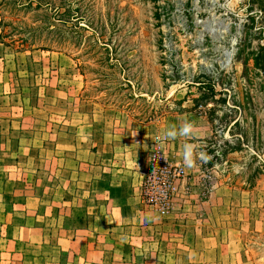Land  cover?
Wrapping results in <instances>:
<instances>
[{
	"label": "rangeland",
	"instance_id": "rangeland-1",
	"mask_svg": "<svg viewBox=\"0 0 264 264\" xmlns=\"http://www.w3.org/2000/svg\"><path fill=\"white\" fill-rule=\"evenodd\" d=\"M26 1L0 5V264L204 262L185 142L245 152L217 211L259 219L230 241L264 264V0Z\"/></svg>",
	"mask_w": 264,
	"mask_h": 264
},
{
	"label": "crops",
	"instance_id": "crops-1",
	"mask_svg": "<svg viewBox=\"0 0 264 264\" xmlns=\"http://www.w3.org/2000/svg\"><path fill=\"white\" fill-rule=\"evenodd\" d=\"M236 122H231L230 126L235 125ZM232 137L238 138L239 135H232ZM179 149L178 147L177 151ZM244 153L241 150L225 151L219 147L212 155L207 156L211 161L210 163L206 162L205 166H203L204 163H200L199 161L197 162V167L194 169H188L183 166L184 176L179 181L181 190L183 187L191 190L190 194L186 196L187 202L194 199V197L196 200L203 185L206 184L204 183V176L206 174L212 180L210 182L212 191L207 202L203 201L195 204L196 201L194 200L191 202L190 207L187 206V216L190 220L186 221V232L190 230V235L193 239L210 242L201 247L198 244L199 241L196 240L192 248V252L195 255L205 258V261L200 264H248L247 260L242 256L244 254L242 249L233 248L236 241L232 243L230 239H237L244 228H246V232L249 230L256 231L259 219L257 217L241 219L232 215L222 216L218 215L217 211V206L226 201L225 197L221 198L219 195L221 193L222 196L223 194L226 195L227 193L224 190L232 189H234L232 192L234 194L237 191L236 184L241 180V178L237 177L238 174L240 175L242 171L248 170V168H244L242 161L246 157H244ZM170 154H175L177 160H182L179 152L171 151ZM200 211L203 219L198 218Z\"/></svg>",
	"mask_w": 264,
	"mask_h": 264
},
{
	"label": "clouds",
	"instance_id": "clouds-1",
	"mask_svg": "<svg viewBox=\"0 0 264 264\" xmlns=\"http://www.w3.org/2000/svg\"><path fill=\"white\" fill-rule=\"evenodd\" d=\"M195 134V123L188 119L180 121L179 125H170L163 130V132L155 137L157 143L161 142V137L164 141L176 140L183 137L186 141L190 140ZM183 165L188 169L197 167V162L206 163L208 160L207 153L197 148V146L190 142H185L181 145L180 152Z\"/></svg>",
	"mask_w": 264,
	"mask_h": 264
},
{
	"label": "trees",
	"instance_id": "trees-1",
	"mask_svg": "<svg viewBox=\"0 0 264 264\" xmlns=\"http://www.w3.org/2000/svg\"><path fill=\"white\" fill-rule=\"evenodd\" d=\"M3 2H5V0H1V2H0V5L3 3ZM34 3H36V5H35V8H33V10H43V9H45V6L47 7V5L44 3H41V1H39V0H28V1H26L25 3H23L22 5H21V8H32V5L34 4ZM67 11V10H66ZM65 11V12H66ZM77 12V11H76ZM71 18H73L74 19V17H71ZM80 20L81 19H78V17H76L75 18V21L74 22H72V25H74L75 27H77L78 29H80V30H85V28L84 27H82V26H80ZM2 23V21H0V24ZM3 28V23H2V27H1V29ZM3 30V29H2ZM2 38H3V35H0ZM0 37V38H1ZM80 38V37H79ZM207 92L208 93H210V94H213V90H212V88L211 87H209L208 88V90H207ZM207 98V97H206Z\"/></svg>",
	"mask_w": 264,
	"mask_h": 264
},
{
	"label": "built area",
	"instance_id": "built-area-1",
	"mask_svg": "<svg viewBox=\"0 0 264 264\" xmlns=\"http://www.w3.org/2000/svg\"><path fill=\"white\" fill-rule=\"evenodd\" d=\"M206 178H207V179H210V177H209V176H207Z\"/></svg>",
	"mask_w": 264,
	"mask_h": 264
}]
</instances>
